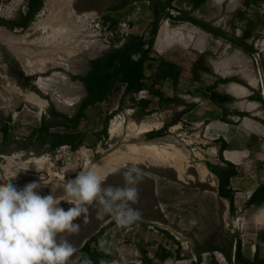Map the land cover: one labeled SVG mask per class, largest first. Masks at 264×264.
Masks as SVG:
<instances>
[{"label": "rangeland", "instance_id": "obj_1", "mask_svg": "<svg viewBox=\"0 0 264 264\" xmlns=\"http://www.w3.org/2000/svg\"><path fill=\"white\" fill-rule=\"evenodd\" d=\"M48 1H44L43 10L28 29L17 28L11 31L0 27L16 39L14 45H10L0 34V128L2 122L10 117L12 136L4 143L0 132V146L3 150V154H0V183L12 179V183L22 188L30 181L42 177L41 187L37 191L41 195H48L51 187L75 178L76 174L86 167L83 150H88L93 163H97L119 150L130 153L131 145L144 147L152 143L169 147L171 151H178L185 157L186 172L182 178L171 166L145 162L128 163L106 177L105 181H108L110 176L123 173L133 165L140 168L143 176L137 187L143 201H137L133 206H137L135 209L140 211L142 221L147 225L155 223L159 228L157 231H149L145 227L135 228L129 241L125 239L126 230L123 227L116 225L108 228L104 237L109 236L107 253L111 254L112 260L106 264H111L112 261H116V264H142V249L158 264L155 253L159 247L173 253V257L168 259L166 264H193L192 256H197V250L206 249L202 251L203 254L209 252L207 248L212 246L218 249L210 252L215 256V261L211 260L210 264L218 262L216 253L223 254L227 264H234L239 239L246 256L253 258L252 254L259 247L264 258V219L256 220V224L254 222L255 215L264 207L246 205L248 196L252 193L248 188H257L264 183V3L255 9H244L245 18L235 20L238 35L242 34L244 28L254 29L255 34L251 39L257 50L254 55H249L240 48H232L226 40L215 38L192 23L164 18L160 24L163 34L160 39L159 35L157 36L154 50L157 56L181 66L182 77L177 86H172L171 82H161L157 89L166 97L178 96L187 105L176 106L165 102L160 104L158 98H155L149 108L154 109V113L144 115L139 111L136 101L130 97L122 100L125 86L117 84L105 102L88 110V119L82 123V128L87 130V136L80 150L72 153L68 146H62L55 153H48L44 152L45 148L40 142H34L28 150H21L15 142H25L52 104L57 111L73 115L86 95L85 86L77 77L88 72L90 61L109 49L118 38L123 37L126 31L122 24H128L129 34H143L148 37L150 23L154 18L148 4L133 0H73L76 15L87 16L78 23L77 29L79 28L81 33L72 36L64 46L40 47L31 42L41 37L40 32L36 33L34 25L48 18ZM125 1L129 4L123 9L116 12L110 10ZM243 1L207 0V4L194 11L193 16L231 32L233 26L230 22ZM26 4L27 0H0V17L14 19L19 10H27ZM174 5L176 8L189 9L185 3L180 5L175 1ZM177 10L171 9L170 14L178 15ZM110 16L117 19L118 23L112 25L108 21ZM257 32L262 36H258ZM58 42L62 40L59 38ZM14 51L34 53L36 56L33 60H38L37 63L41 65L43 72L27 73ZM200 55L208 60L214 74L201 73L200 79L196 80L193 67ZM12 58L19 62L26 76L33 77V83L49 100L29 88L22 87L10 76L9 62ZM234 77L245 81L249 86L250 83L256 84L253 88L255 96L262 95L263 103L250 100L249 97L237 99L226 104L229 112L225 115L222 108L205 98L204 94L208 92L206 89L209 87H215L220 94H228L229 83H221L219 79ZM198 89L205 90L200 93ZM31 92L41 99V106L27 100V95ZM250 94H253L251 90ZM143 95L150 98L147 91ZM138 96L140 97V94ZM235 110L245 112L248 116H239L234 113ZM180 112L186 113L179 123L168 129L165 136L148 140V132L162 129ZM220 115L221 120L229 122L226 131L214 127L216 121H221L217 118ZM246 119L252 121L257 129L247 128ZM107 120L108 136L97 141V134L102 131ZM114 123L117 124V129L113 126ZM143 124H152L151 130H138ZM131 127H135L136 131H132ZM209 127H212V130L208 133ZM230 134L231 138L228 136ZM223 137L242 146L246 145L248 155L237 167L244 177L235 184L237 192L234 216L230 214L229 203L218 196L217 178L210 172V177L202 181L197 172V167H206L207 162L221 164L220 148ZM96 141L97 145L92 148ZM224 153L225 151L223 157ZM40 158H44L41 163L29 162ZM115 181L120 183L118 179ZM63 206L69 208L72 205L63 201L60 207ZM88 206L93 210L97 204L94 202ZM93 212L89 214V219L94 222L93 217L96 214ZM77 220H83V216ZM111 220L112 218L107 219L103 226ZM80 225L79 233L62 234L67 236L76 249L83 245L80 240L82 232L86 233L83 229L87 225L83 222ZM161 229L169 231L174 238H168ZM224 250L232 254V263L223 253ZM222 261L226 263L225 260ZM69 264L79 262L70 258Z\"/></svg>", "mask_w": 264, "mask_h": 264}, {"label": "trees", "instance_id": "obj_2", "mask_svg": "<svg viewBox=\"0 0 264 264\" xmlns=\"http://www.w3.org/2000/svg\"><path fill=\"white\" fill-rule=\"evenodd\" d=\"M44 1L45 0H27V10H19L16 18L14 19L0 17V27H4L11 31L16 30L17 28L23 30L28 29L35 21L38 14L43 10ZM133 1L149 5L154 18L150 23L151 28L148 32V37L143 34H129L127 36H123L121 39L118 38L109 49L104 51L99 57L91 60L88 72L85 75L77 77V79L85 86L86 95L82 99L76 112L73 115L64 114L57 111L52 104L48 112L42 115L38 126L32 129L29 137L24 140L25 142H15L19 145L21 150H28L34 142H40V145L45 148L44 152L55 153L58 148L68 146L72 153H77L85 144L87 130L82 128V123L88 119V110L96 108L105 102L112 95L117 84L125 86L122 100L130 97L133 101H136L139 105V111H141L144 115L154 113V109L149 110V108L152 106L153 99L155 98H158V102L160 104L165 102L167 104L173 103L176 106H186L187 104L185 101L178 96L166 97L162 91L157 89V86L161 84V82H171L172 86H177L182 77L181 66L157 56L154 50V45L156 43L157 36L159 35L158 33L160 32V24L164 18L192 23L201 30L211 34L213 37L226 40L232 48H240L249 55L257 53L254 43L251 41L255 34L254 29L251 27L244 28L242 30V34L238 35L236 34L235 20H243L246 12L243 11L244 9L249 10L258 8L264 3V0H244L241 7L235 12L234 17L230 22L233 26L231 32H227L221 27L214 26L205 20H201L193 16L194 11L207 4V0ZM175 1H177L180 5L185 3L189 9L181 7L176 8L174 5ZM128 4L129 2L125 1L119 7H112L110 10L116 12L123 9ZM171 9H178L177 11L179 14L173 16L170 14ZM108 21H110L112 25L118 23V20L112 16L108 18ZM257 34L258 36H262L260 32H257ZM262 65L264 71V60H262ZM193 73L195 74V79L198 80L200 79L201 73L214 74V71L210 64H208V60H206L203 55H200L199 60L194 64ZM9 74L14 77L22 87L29 88L42 98L49 100V98L43 95V93L33 83V77L26 76L19 62L14 58H12L9 62ZM219 82H235L241 84L253 92V94L249 96L250 100H257L263 103L262 95L255 96V90L241 79L235 77L227 79L220 78ZM203 90L205 89H198V92L203 93ZM142 91H147L150 98H140L138 95ZM206 91L208 92L204 94V97L222 108L225 115L229 112L226 104L237 101V98L231 96L230 94H220L215 90V87H209ZM207 94L209 96H207ZM185 113L186 112L177 113L172 121L166 123L162 129L148 132V140H155L165 136L168 133V129L179 123L181 117ZM234 113L242 117L248 116L247 113L240 112L238 110H235ZM10 121V117L5 119L0 128L4 143L8 142L12 138L9 127ZM107 124L108 120L102 131L97 134V141L108 136ZM97 141L92 144V148H95ZM227 147V143L221 139L220 160L226 163L225 166L207 162L206 167L217 178L218 196L222 200L229 203L230 214L234 216L236 213V193L232 187V180L238 175V170L234 164L224 160L223 152L227 149ZM0 154H3L1 146ZM115 179H118L120 183H117ZM123 184L124 180L122 172L110 176L109 180L105 181V185L122 186ZM142 198V195H139L138 203L140 200L143 201ZM134 203H131V206L133 208H137V206H133ZM246 205H254L258 208L264 207V183L255 188L248 198ZM86 207L89 208L90 206L86 205ZM63 208L66 209L67 206H63ZM96 208L97 207H93V210L89 208V214L93 211V213L96 214ZM109 218L111 217L107 215L102 220H97L96 216H94V222L91 221L92 219H89V224H86V228L83 229L86 233L82 232V238L80 239L82 240L81 242H83V245L77 248L76 253H74V255L70 258L77 260L79 264H82L84 259L89 260L90 264H101L102 260L108 263L112 260L111 254L98 250V241L101 238H104L107 241L109 240V236L104 237L107 229L117 225L112 219L109 224L103 226L104 222H106ZM79 221L76 220L75 223L80 224L83 222V220ZM83 224L85 223L83 222ZM133 227L136 229L145 227L147 229V223L142 221V219H139L130 227H123V229L126 230ZM132 232L133 231L128 233L126 231L124 232L126 241L130 240ZM162 233L168 238H174L169 231L162 230ZM217 249V247L212 246L207 248V251L214 252ZM203 250H197L196 253L198 261L193 262V264H200L201 253ZM142 252V264H155L154 260L148 256V252L145 249H142ZM178 252L180 253L179 250ZM223 253L227 256L229 262L232 263V254L225 250ZM172 257L173 253L162 247H159V250L155 253V258L159 261L158 264H166V261ZM234 259V264H264V258L261 256L260 248L257 247L253 258H249L244 254L240 239L237 240ZM212 260L215 261L214 257ZM217 263L218 262H214V264ZM221 263L225 264L222 259Z\"/></svg>", "mask_w": 264, "mask_h": 264}, {"label": "clouds", "instance_id": "obj_3", "mask_svg": "<svg viewBox=\"0 0 264 264\" xmlns=\"http://www.w3.org/2000/svg\"><path fill=\"white\" fill-rule=\"evenodd\" d=\"M107 174H99L95 166L85 167L63 184L60 196L55 195L54 188L48 195L39 194L42 177L22 188L12 179L0 183V264H69L77 249L62 234L79 233L81 225L75 221L83 216L87 224L86 205L94 202L97 220L109 215L120 227H130L138 221L141 213L131 203L139 198L141 169L133 165L124 170L122 186L105 185ZM62 201L72 206L66 210L60 207ZM108 244L101 238L98 250L108 252ZM82 264L90 262L84 259ZM101 264L106 262L102 260Z\"/></svg>", "mask_w": 264, "mask_h": 264}, {"label": "bare ground", "instance_id": "obj_4", "mask_svg": "<svg viewBox=\"0 0 264 264\" xmlns=\"http://www.w3.org/2000/svg\"><path fill=\"white\" fill-rule=\"evenodd\" d=\"M47 6L50 11L48 18L34 25L35 26L34 29L36 30V33L40 32L41 37L36 38L34 41L31 42V44L40 47H47L49 45L55 47L64 46L65 43L67 44V42L70 40L72 36L74 35L76 36L78 35V33H81L80 29L79 28H78L79 30L77 29L78 23L82 22L83 19L87 18V16L76 15L75 10L73 8V0H49L47 2ZM0 32L4 40L7 41V43H9L10 45H14L16 40L14 37H12L3 28H0ZM162 34H163V29L160 30L159 39L161 38ZM59 38L62 40V42L60 43L58 42ZM14 53L18 57L19 61L21 62L22 66L24 67L27 73L43 72L42 68L40 67L41 65H38L37 63L38 60L37 61L33 60L36 56L34 55V53H31L30 51L28 52L14 51ZM250 85L256 87V84L254 83H250ZM228 91L234 96L241 99L250 95V91L248 90V88L238 83H231L228 86ZM27 100L41 106L40 104L41 99H39L37 95H35L34 93L27 95ZM150 125L143 124L140 128H138V130H141V132L150 131L152 128V126ZM113 126L115 127V129H117L116 123H114ZM245 126L250 130H254L253 129L254 127L256 128V126L253 125L252 121H249L248 119L245 120ZM134 130L135 127L132 128V131ZM114 131L116 130H112V132ZM130 150H131L130 153L121 152L120 150L116 151L97 163H93L92 155L88 150H83L86 156V167L95 166L99 174H104L107 172L108 173L107 176H108L109 174L114 172L112 171L113 169L117 170L127 165L128 163L136 164V163L145 162L151 165L159 164V165L171 166L178 172L180 178H182L185 175L186 160L185 157H183L178 151H171L172 149L169 147L158 146L152 143L144 147H137L135 145H131ZM43 160L44 158H40L29 162L38 164L43 162ZM197 172L202 181H206L210 177L209 170L206 167H203L202 165H199L197 167ZM62 186L63 184H56L55 186L51 187L50 191H52V189L54 188L56 189L55 192L56 196L63 195Z\"/></svg>", "mask_w": 264, "mask_h": 264}, {"label": "crops", "instance_id": "obj_5", "mask_svg": "<svg viewBox=\"0 0 264 264\" xmlns=\"http://www.w3.org/2000/svg\"><path fill=\"white\" fill-rule=\"evenodd\" d=\"M232 83H235V82H232ZM231 83H229V85H230ZM228 85V86H229ZM252 88H255L254 86H252V85H250ZM249 90V89H248ZM250 91V90H249ZM227 92H228V94H230V95H232V96H234L233 94H231L229 91H228V87H227ZM251 95V94H250ZM249 95V96H250ZM249 96H247V97H249ZM235 98H237L238 100L239 99H241V98H238V97H236V96H234ZM246 98V97H245ZM221 115L220 116H217V118L219 119V120H221ZM244 120V119H243ZM222 121V122H221ZM221 121H216V124H214V127L218 130H220V128L222 129V131L224 130V131H226V127L228 126L227 125V123H229V122H226V121H223V120H221ZM217 122H220V123H217ZM222 124V125H221ZM243 126H244V121H243ZM212 127H209V130H208V133L209 132H211V129ZM245 128V127H244ZM246 129V128H245ZM231 132V131H230ZM232 133V132H231ZM230 138H231V134L230 135H228ZM223 140L227 143V145H228V147H227V149L225 150V153H224V158H225V160L226 161H228V162H230V163H232V164H234L235 166H236V168L239 166V165H241V163H242V160L243 159H245V157H247L248 155H246V145L244 146H242L241 144H237V143H234L233 141H232V139L231 140H226V138L224 139V137H223ZM225 164L226 163H224V162H221V164H219V165H221V166H225ZM239 168H237V170H238ZM244 176L243 175H241V173H240V171L238 170V175L232 180V187H233V189L235 190V193L237 192V190H236V183H238V180H240V179H242ZM238 190L239 189H241V188H237ZM248 190L250 191V192H253L254 190H255V187H251V188H248ZM252 194V193H251ZM262 210H264V209H262ZM262 210L259 212V214H257V215H255V218H254V222H255V224H256V220H263L264 219V213H262ZM258 225V224H257ZM134 228V227H133ZM135 229V228H134ZM120 230H121V228H120ZM134 231V230H133ZM113 235V234H112ZM253 255L254 254H252V257H253ZM247 257H249V258H251V256H247Z\"/></svg>", "mask_w": 264, "mask_h": 264}, {"label": "built area", "instance_id": "obj_6", "mask_svg": "<svg viewBox=\"0 0 264 264\" xmlns=\"http://www.w3.org/2000/svg\"><path fill=\"white\" fill-rule=\"evenodd\" d=\"M122 27L124 28V30L126 31V33L125 34H123V36H127V35H129V32H128V24H126V23H124V24H122ZM146 91H142L141 93H140V98H144V97H146L145 95H143V93H145ZM221 163V162H220ZM248 197H250V196H248ZM157 226H156V224L155 223H150V224H148L147 225V229L149 230V231H157ZM133 229L134 228H130V229H126V232L128 233V232H130V231H133ZM136 257H137V252H136ZM213 257H215V256H213V254L212 253H210V252H206V253H203L202 255H201V262H200V264H210V261L212 260V258ZM215 259V258H214ZM216 259H217V261L219 262V263H221V259H223V260H225L226 261V264H227V260H226V258H225V256L223 255V254H219V253H216ZM192 261H194V262H197L198 261V258H197V256L196 255H194L193 254V256H192ZM222 264V263H221Z\"/></svg>", "mask_w": 264, "mask_h": 264}, {"label": "water", "instance_id": "obj_7", "mask_svg": "<svg viewBox=\"0 0 264 264\" xmlns=\"http://www.w3.org/2000/svg\"><path fill=\"white\" fill-rule=\"evenodd\" d=\"M17 60H18V58H17ZM19 61V60H18ZM210 172V171H209Z\"/></svg>", "mask_w": 264, "mask_h": 264}]
</instances>
